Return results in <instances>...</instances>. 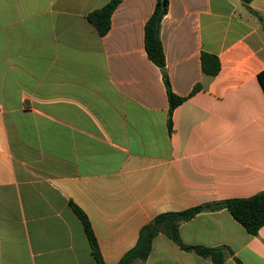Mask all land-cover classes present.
<instances>
[{
    "label": "crops",
    "instance_id": "0c3cea01",
    "mask_svg": "<svg viewBox=\"0 0 264 264\" xmlns=\"http://www.w3.org/2000/svg\"><path fill=\"white\" fill-rule=\"evenodd\" d=\"M109 0H0V264H116L156 215L264 189V0H168L159 25L171 91L146 55L157 0H121L100 36L86 15ZM203 52L220 70H201ZM198 85L195 89L194 87ZM223 264H264V224L227 209L178 226ZM135 264H214L162 232Z\"/></svg>",
    "mask_w": 264,
    "mask_h": 264
},
{
    "label": "trees",
    "instance_id": "16d2710c",
    "mask_svg": "<svg viewBox=\"0 0 264 264\" xmlns=\"http://www.w3.org/2000/svg\"><path fill=\"white\" fill-rule=\"evenodd\" d=\"M121 0H109L103 6L87 13V20L95 27L100 36L107 33L110 28V17ZM247 4L251 0H242ZM168 0H157L154 9L144 25V49L148 58L159 67L162 80L166 88L169 102V114L175 106L184 100V97L175 95L171 89L165 71L164 53L159 38V25L162 17L167 11ZM247 8L259 17L249 6ZM261 20V18L259 17ZM201 70L204 74L214 76L220 70V62L214 54L203 52L200 57ZM257 80L264 93V69L257 74ZM196 85L194 89L197 87ZM71 207L79 218L86 238L88 240L91 254L96 264H106L100 255L96 238L93 234L90 222L85 213L71 204ZM227 209L232 218L237 221L249 234H256L264 224V189L243 198H229L197 205L178 212H165L156 215L150 222L142 226L139 231L136 244L128 250L116 264H135L136 259H145L151 249L152 239L158 232L164 233L172 241L184 250H190L198 255L211 258L214 264H223L222 248H208L200 245H186L179 237L178 226L181 221L192 218L200 211H213ZM239 264H241L238 261Z\"/></svg>",
    "mask_w": 264,
    "mask_h": 264
}]
</instances>
